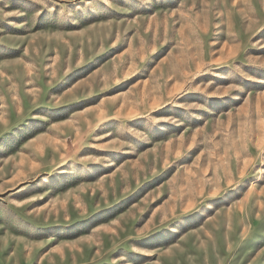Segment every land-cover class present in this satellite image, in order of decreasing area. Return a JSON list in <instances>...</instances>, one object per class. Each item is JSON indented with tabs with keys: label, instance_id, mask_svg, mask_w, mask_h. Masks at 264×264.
Wrapping results in <instances>:
<instances>
[{
	"label": "rangeland",
	"instance_id": "rangeland-1",
	"mask_svg": "<svg viewBox=\"0 0 264 264\" xmlns=\"http://www.w3.org/2000/svg\"><path fill=\"white\" fill-rule=\"evenodd\" d=\"M0 264H264V0H0Z\"/></svg>",
	"mask_w": 264,
	"mask_h": 264
}]
</instances>
